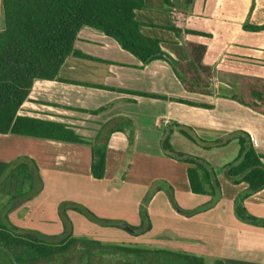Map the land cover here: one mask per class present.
I'll return each instance as SVG.
<instances>
[{
    "label": "crops",
    "instance_id": "obj_1",
    "mask_svg": "<svg viewBox=\"0 0 264 264\" xmlns=\"http://www.w3.org/2000/svg\"><path fill=\"white\" fill-rule=\"evenodd\" d=\"M150 1L151 5L157 4V0ZM158 1L163 21L152 22L141 15L138 20L153 25L142 26V33L157 38L163 52L183 63L191 59L186 42L204 44L202 63L209 68L204 88L188 90L165 60L157 58L142 64L113 38L83 26L74 46L98 60L68 56L59 71L64 80H34L18 114L62 122L76 134L89 138L90 144L0 133V156L5 148L2 143H7L11 157L33 160L36 169L32 173L37 183L38 177L43 179L41 189L45 173L72 170L93 180H112L116 194L125 185L134 186L131 190L139 186L144 187L142 197L148 187L164 183L173 194L171 197L169 192L167 199L171 209L168 219L180 213V220L187 222L186 215L197 212L198 221L192 223L198 227L184 224L178 228V224L162 222L156 228L152 221L161 217L162 210L152 207V196L147 204L152 227L140 235L130 234L136 242L144 248L200 256L203 264H264V188L238 203L237 198L248 184H230L221 169L238 153L237 140L227 139L235 130L248 132L256 151L264 156V114L227 95L237 91L244 78H264V29L243 26L245 22L264 24V0H173V7ZM173 20L181 29L179 35L166 28ZM83 73L90 75V79L78 77ZM180 127L195 140L182 134ZM167 135L174 151L196 156L213 166V180L217 182L214 194L210 186L207 193L192 192L187 169L193 165L162 148L161 142ZM218 140L227 141L221 145ZM176 142L182 147L175 149ZM102 143L106 144V164L104 177L97 179L90 169L91 145ZM11 159L2 161L0 157V163ZM7 197L8 201L12 198ZM37 198L14 199L7 216L10 222L27 228L26 215L35 213L40 217L42 207ZM239 206L243 207L242 214ZM61 227L49 235L62 234Z\"/></svg>",
    "mask_w": 264,
    "mask_h": 264
},
{
    "label": "trees",
    "instance_id": "obj_2",
    "mask_svg": "<svg viewBox=\"0 0 264 264\" xmlns=\"http://www.w3.org/2000/svg\"><path fill=\"white\" fill-rule=\"evenodd\" d=\"M163 1L169 7L174 6L173 0ZM1 5L4 22L0 29V133L2 134L10 133L90 144L89 138L76 134L73 129L62 122L18 114V110L27 98L34 80H64L59 77V71L68 56L98 60V58L92 57L74 46L77 34L83 26L98 29L113 38L123 49L137 57L142 64L160 58L171 65L161 55L164 52L160 48L159 40L142 33V26L152 25L136 18V11L146 7L145 0H1ZM243 26L250 30L264 29V24L250 25L245 22ZM166 28L175 32L176 35H179L181 31L179 27L174 25ZM186 32L206 35L204 32L196 30H186ZM185 44L191 59L184 63L176 61L180 72L171 66L185 87L190 91H196L204 88L208 83L205 76H209V68L202 63L206 46L194 42H186ZM226 89L229 91V88ZM134 93L144 95L142 92ZM227 95L264 114V78H244L240 82L238 90ZM151 96L165 98L164 96ZM176 100L195 104V102L186 100ZM201 105L209 106L207 104ZM179 131L188 138L195 140L182 127L179 128ZM232 138L237 140L238 153L231 162L223 165L221 169L231 182L244 181L248 184L247 189L237 198L239 203V200L242 201L244 197L264 188V156L256 151L248 132L237 130L227 139ZM226 141L218 140L217 143L222 145ZM161 145L164 150L175 153L176 157L193 165L187 169L188 180L193 193H207L208 186L212 188V193H215L214 183L216 181L213 180V166L196 156L174 151L169 143L168 135L164 137ZM91 148V174L94 178L99 179L104 174L106 144H92ZM12 162L7 166L0 187L10 181L9 196L13 198L17 195L26 194V197L29 198L39 190L41 185L40 179H38V183L37 179L35 182L33 179L32 171L36 169V166L33 160L27 157ZM22 187H27L29 191L27 193L22 192ZM238 210L240 214L244 211L241 206L238 207ZM143 214L147 218L144 212ZM64 224L66 225V223ZM109 224L123 227L115 221ZM126 226L127 228H123L127 231L137 229L127 224ZM67 228L68 225H66ZM16 230L7 221L4 213H1L0 253H5L8 256L7 254L12 252V243H25L36 253L31 256L30 262L35 258L36 260L42 258L48 262L57 251L66 250L76 242L85 241L82 240L85 238L73 236L70 232H63L62 236L56 237L57 242L45 238L44 235L39 236L38 239L18 240L13 236L17 232ZM93 244L97 246L100 243L90 241V247L95 248L96 246ZM107 246L127 253L141 251L139 250L140 247L132 245ZM143 251L149 253L151 264H203L200 256L183 252L151 248H143ZM13 257L18 262L21 261L15 254Z\"/></svg>",
    "mask_w": 264,
    "mask_h": 264
},
{
    "label": "rangeland",
    "instance_id": "obj_3",
    "mask_svg": "<svg viewBox=\"0 0 264 264\" xmlns=\"http://www.w3.org/2000/svg\"><path fill=\"white\" fill-rule=\"evenodd\" d=\"M160 4L161 2L157 0V4L151 5V1L147 0V7L139 11L138 13L136 12V18L141 19V15L145 14L147 19L152 22L163 21L161 20L163 17L160 15V11L162 12L163 10L157 8ZM166 10L169 11V9ZM187 10L183 13H187ZM143 11H145L146 13H144ZM3 24L4 22L2 5L0 0V29L3 27ZM170 25L176 26L177 24L175 20H173ZM143 33L147 34L145 32ZM88 49L90 51V48ZM164 53L168 54L167 52ZM130 56L133 57V55ZM173 57L175 59H180L176 55H174ZM78 77H89L88 79H90V75L85 73L81 74ZM220 114L223 115L224 113ZM16 136L21 137L22 135ZM2 144L5 145V148H2V153L0 156L3 159L2 161H5L8 158L12 159L6 164L1 161L2 163H0V180H2L4 175L6 174L5 168H7V166L12 161H17L15 158L21 157L18 155L15 157H11L12 150H8L10 145L8 147L7 143ZM181 147L182 146L177 142L174 145L175 149H179ZM11 148L15 149L16 146H12ZM53 172H55V170ZM78 173L73 170L65 173L57 172L56 174L52 172L45 173L46 177L44 179L43 189H41L43 184V179L41 178V186L39 188V191L35 192V194L27 198L30 200L35 196L38 197L36 201L39 202L42 207V209L39 210V212H41L40 217L35 215V213L26 215L25 222L29 223V226L26 229L31 232H37L41 235L46 236L49 235L50 232L56 231V229H58L62 225L61 228L64 230V232H70L73 236L97 240L106 245L124 244L144 248L140 243L136 242L133 239L134 236H131L130 234L140 235L151 229L152 226L149 219L147 204L152 196H154V203L152 207H156V210H159V206L162 210V213H160L161 217H154L152 221L156 228L162 225V222L178 224L179 226H176L178 228H180V226L184 224H194L198 227L196 223H192L194 221H198V217L196 215L198 214L197 212L192 213L191 215H186V217L189 218L187 222L180 220L183 217V214L180 213L179 215H172L173 218L168 219V215L170 214L171 209L169 207V204H167V199H170L169 192L170 195L173 194L164 183L154 184L153 186L148 187L146 192H144L143 196L141 197V191L144 189V187L138 188V186L135 190H131L129 188H134V186L124 184L125 186L122 188L121 193L116 194V191H114L116 185L112 180H93L91 179V177H88L86 175L82 176L80 173L78 175ZM103 177L104 174L101 178ZM223 177L224 179L228 180L230 184H237L231 182L226 177V175H224V173ZM9 182L4 183L0 188V214L4 213L5 216H8L9 212L11 211L9 205L10 202L8 201L9 197H7V194L4 193V190L7 189L11 184ZM15 190L16 189L14 187V191ZM23 191L27 193L29 190L27 187H22V192ZM156 193L158 194L156 195ZM175 199L173 196V200L176 202L177 200ZM41 202L43 203L44 208ZM142 211L147 215V218H145ZM135 215L137 216V218H135ZM133 219H137L138 223L136 224L135 220ZM104 221H121L137 229L127 231L119 225L105 224ZM64 223L68 225L67 229ZM163 235L165 236L166 234ZM167 235L173 237V234L171 233ZM130 257H132V255L127 256V258Z\"/></svg>",
    "mask_w": 264,
    "mask_h": 264
},
{
    "label": "flooded vegetation",
    "instance_id": "obj_4",
    "mask_svg": "<svg viewBox=\"0 0 264 264\" xmlns=\"http://www.w3.org/2000/svg\"><path fill=\"white\" fill-rule=\"evenodd\" d=\"M6 172V171H5ZM34 182L37 179L35 174H33ZM32 179V181H33ZM40 179V177H38ZM2 180H0V183ZM40 182V181H39ZM1 188V187H0ZM10 188H7L4 190V193L9 196ZM25 198L26 194L23 195H17L16 197L11 198L9 200L10 202V208L14 205V199H21ZM5 216V215H4ZM7 221L10 223V225L14 228H16L17 232L13 234L15 238L18 240L21 239H38L41 234L37 232H31L26 228H21L16 226L15 224L11 223L9 218L7 217ZM63 234V233H62ZM60 235H46L45 238L50 239L51 241H58L56 237L62 236ZM82 238V237H80ZM85 241H79L73 244L70 248L63 250V251H57L52 258L46 262L45 259L39 258L36 260L33 259L32 262L31 256L35 255L36 253L32 251L29 246H27L25 243L18 242L12 243L11 245V254L8 253L6 256L5 253H0V264H151V257L149 256L148 252H144L143 248L139 249L141 251L136 252H130L133 253L132 257L127 258V256H121L123 253H127L124 251L117 250L114 247L107 246L106 244H103L99 242L97 246L93 244V246H96L95 248L90 247V241H97L93 239H82ZM7 252V251H6ZM15 254L17 257L21 259L20 262H18L16 259H14L13 254ZM35 253V254H34ZM38 256V255H37Z\"/></svg>",
    "mask_w": 264,
    "mask_h": 264
},
{
    "label": "water",
    "instance_id": "obj_5",
    "mask_svg": "<svg viewBox=\"0 0 264 264\" xmlns=\"http://www.w3.org/2000/svg\"><path fill=\"white\" fill-rule=\"evenodd\" d=\"M161 55L163 57H165L178 72H180L176 61L171 56L167 55L166 53H161ZM111 222L112 221H104L105 224H109ZM119 224H121L123 227L127 228V226L125 224H123V223H119ZM131 255H133V254H131V253H129V254L123 253L121 256L123 257V256H131Z\"/></svg>",
    "mask_w": 264,
    "mask_h": 264
},
{
    "label": "built area",
    "instance_id": "obj_6",
    "mask_svg": "<svg viewBox=\"0 0 264 264\" xmlns=\"http://www.w3.org/2000/svg\"><path fill=\"white\" fill-rule=\"evenodd\" d=\"M164 122L167 123L168 121L165 119Z\"/></svg>",
    "mask_w": 264,
    "mask_h": 264
}]
</instances>
